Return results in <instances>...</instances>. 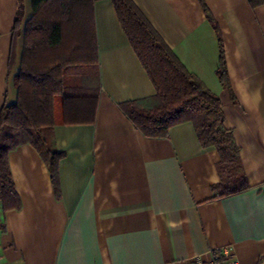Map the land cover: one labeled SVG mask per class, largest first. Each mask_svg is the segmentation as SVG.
Listing matches in <instances>:
<instances>
[{"label": "crops", "instance_id": "0c3cea01", "mask_svg": "<svg viewBox=\"0 0 264 264\" xmlns=\"http://www.w3.org/2000/svg\"><path fill=\"white\" fill-rule=\"evenodd\" d=\"M133 1L186 68L220 96L250 187L219 194L220 155L202 146L191 121L172 126L168 137L153 138L128 118L121 104L156 89L114 3L97 0L96 120L54 128L55 145L65 153L59 195L33 145L10 152L22 206L0 210V264H194L224 247L237 264H264V4ZM22 2L29 16L31 0ZM19 7L20 0H0V109L17 99L9 61ZM214 23L229 87L217 73Z\"/></svg>", "mask_w": 264, "mask_h": 264}, {"label": "trees", "instance_id": "16d2710c", "mask_svg": "<svg viewBox=\"0 0 264 264\" xmlns=\"http://www.w3.org/2000/svg\"><path fill=\"white\" fill-rule=\"evenodd\" d=\"M96 1L31 0V13L25 16L20 0L9 61L17 99L0 109L3 212L22 206L10 168L11 151L23 144L33 145L59 195V164L65 153L55 145L54 128L96 120L101 93ZM112 2L156 89L154 95L122 103L124 113L145 136L153 138L168 137L172 126L191 121L202 146L215 147L220 155V182L215 187L219 194L230 196L248 189L240 147L233 131L226 127L220 96L186 68L133 0ZM249 2L253 7L264 4V0ZM214 27L220 46L217 73L221 83L229 87L222 36L217 24ZM0 229H4L2 224Z\"/></svg>", "mask_w": 264, "mask_h": 264}, {"label": "built area", "instance_id": "2783aa9c", "mask_svg": "<svg viewBox=\"0 0 264 264\" xmlns=\"http://www.w3.org/2000/svg\"><path fill=\"white\" fill-rule=\"evenodd\" d=\"M210 258L204 260L201 256H198L194 260V264H237L236 259L231 256L228 247L222 249L209 250Z\"/></svg>", "mask_w": 264, "mask_h": 264}]
</instances>
